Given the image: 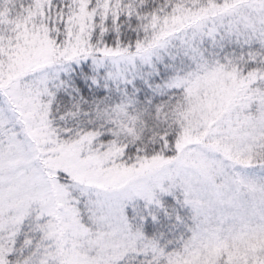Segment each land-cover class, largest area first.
<instances>
[{
  "label": "snow or ice",
  "instance_id": "obj_1",
  "mask_svg": "<svg viewBox=\"0 0 264 264\" xmlns=\"http://www.w3.org/2000/svg\"><path fill=\"white\" fill-rule=\"evenodd\" d=\"M0 264H264V0H0Z\"/></svg>",
  "mask_w": 264,
  "mask_h": 264
}]
</instances>
